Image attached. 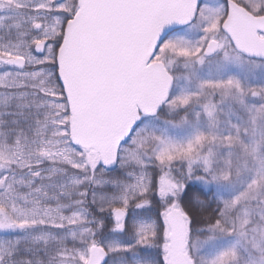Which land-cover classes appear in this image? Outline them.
Listing matches in <instances>:
<instances>
[{
  "label": "snow or ice",
  "instance_id": "snow-or-ice-1",
  "mask_svg": "<svg viewBox=\"0 0 264 264\" xmlns=\"http://www.w3.org/2000/svg\"><path fill=\"white\" fill-rule=\"evenodd\" d=\"M0 264H264V0H0Z\"/></svg>",
  "mask_w": 264,
  "mask_h": 264
}]
</instances>
